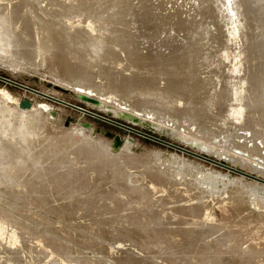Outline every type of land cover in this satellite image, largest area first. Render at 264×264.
I'll use <instances>...</instances> for the list:
<instances>
[{
  "label": "rangeland",
  "instance_id": "rangeland-1",
  "mask_svg": "<svg viewBox=\"0 0 264 264\" xmlns=\"http://www.w3.org/2000/svg\"><path fill=\"white\" fill-rule=\"evenodd\" d=\"M3 1L9 3L10 0ZM11 1V4L22 2L21 4L25 7L27 4L24 0ZM82 2L83 9L85 8L93 18L97 0H82ZM38 13L41 14V11L38 10ZM107 19L109 18L104 15V22L93 24L97 31H101H98L100 32L99 42L109 40L115 31L108 23L110 19L108 21ZM64 21L66 20H61L63 24H65ZM66 23L68 27L79 26L78 23H74L75 26L73 23L67 21ZM68 29L67 31L71 30ZM11 63L18 64L13 61ZM13 64L9 63L8 56L0 52V109L7 108L8 112H13L21 107L20 103L25 99L29 102V107H26L29 114L34 116L37 109L42 110L43 119L40 125L42 129L39 130L38 135L43 133L34 136L33 141L51 138L52 148L56 150L55 155L50 158L49 150H43V146L36 148L40 152L43 150L40 154V156L43 155L42 158L48 153L49 158H45L47 160H43L44 165H42L47 167V163L48 167L52 168L53 166L49 164L52 165L56 162L55 160L61 161L62 165H58L59 168H53L59 171V173L56 170L53 171V174L57 173V178L60 172L64 173V169L70 172L68 176L66 171L63 174L67 179L63 177L58 180L55 174L52 175V169L50 173L53 179L46 173L45 183L42 182L44 178L41 177H37L38 181L35 180L34 176L37 173L33 174L34 179L31 177L33 180L31 179L28 186L31 183V187L41 194V197L35 198L30 193L28 195V192L25 194L26 191L16 181L0 178V216L6 223H14L20 229L18 231L23 238L32 236L31 238L42 239L44 246L54 247V253L65 257V261H69L70 257L73 260L74 255H77L74 258H78L73 262L78 264H130L131 262V264H221L220 262L222 264H264V258L260 260L255 255L254 259V254L250 255L253 259L251 261L245 250L249 249V246L250 249L258 248V238L264 240V221L258 220L260 215L264 216V187L258 182L264 181V167L261 163H255L229 149L165 126L145 116H135L116 106H110L107 103L98 106L88 104L74 89L46 77L37 76L30 71L36 70L62 80V72L51 55H45L41 65L35 69L31 67L29 69L26 65L24 66L29 70L19 68ZM12 120L8 118L9 122ZM2 135V140L10 139L5 134ZM68 135L72 137L68 138ZM40 136L44 138L39 139ZM116 138L120 141L117 147L114 146ZM8 140L4 139L5 142H9V147L15 143L18 147H25L18 138L19 143ZM73 177L77 179V183ZM55 178L57 181L54 180ZM78 179L82 180L81 183ZM72 181H74L73 184ZM215 181L219 183L217 190H214ZM41 186L42 189H40ZM156 186L161 189L159 193L154 191ZM18 191L19 196H17ZM3 192L6 194L5 197ZM186 198L198 202L199 205H193V207L201 209L202 212L199 214L206 219L204 222L207 227L214 225L215 229L209 226L207 230L202 225L203 228L200 229L198 224L193 225L192 222L196 221L194 214L189 216L184 212L187 217L185 214L182 217L183 210L190 211L185 209L189 205ZM31 201H34V204H31ZM259 201L263 203L257 204ZM7 205L8 208H5ZM159 205L162 207L165 205L166 207H163L165 211L159 210ZM172 206L175 207L174 211L179 218L176 216L174 219L171 218L175 215L174 212H170L169 207L172 208ZM182 206L184 209H181ZM178 207L179 212H177ZM155 208L164 211V213L160 212L163 216H159L160 213H157L159 211ZM62 209L69 210L71 213ZM152 209L155 210L151 212ZM166 211L173 215L168 216ZM188 216L189 220L193 217L192 222H189L191 227L188 225ZM230 217L239 218L247 224L238 225L232 222ZM161 219L165 220L164 223L160 221ZM228 219L230 223L226 222ZM32 220L34 221L31 222ZM197 226L198 229H195ZM216 227L219 230H216ZM211 229L220 234H213ZM193 230H199V233L196 231L198 234H194ZM201 230L207 231V234L201 233ZM209 230L213 236L217 235L218 239L222 238V232L225 233L226 244L219 243L217 236L216 238L214 236L216 240L213 239ZM173 231L175 236L171 234ZM199 235H202V238ZM246 240L251 241L247 247H245ZM194 242L197 243L194 244ZM263 242L260 241V248L264 247ZM235 245L237 247L233 248ZM2 247L3 245L0 246V251ZM202 247L207 250H203ZM61 249L65 250L64 254ZM244 250L248 258L242 252ZM37 252L34 249L27 252L28 255L30 254L27 258L33 264L35 261L44 259L43 254L40 258L35 256ZM240 254L244 257L242 258ZM17 255L15 264L16 262L17 264L28 263V260L26 261L20 254ZM233 256H237L238 259ZM51 260L47 264H58L54 261L55 259Z\"/></svg>",
  "mask_w": 264,
  "mask_h": 264
},
{
  "label": "water",
  "instance_id": "water-1",
  "mask_svg": "<svg viewBox=\"0 0 264 264\" xmlns=\"http://www.w3.org/2000/svg\"><path fill=\"white\" fill-rule=\"evenodd\" d=\"M104 15L87 90L30 71L264 164V0H97Z\"/></svg>",
  "mask_w": 264,
  "mask_h": 264
},
{
  "label": "bare ground",
  "instance_id": "bare-ground-1",
  "mask_svg": "<svg viewBox=\"0 0 264 264\" xmlns=\"http://www.w3.org/2000/svg\"><path fill=\"white\" fill-rule=\"evenodd\" d=\"M10 1L8 3L6 1L0 0V52L9 57V63L10 64H13V63H11L12 61L13 62H18V64L21 63L23 66L26 65V66H28V68L31 67V68H34L35 69L36 67H38V66L41 65L42 58L45 57V55H48V56L51 55V57L53 56V59H55V62L57 63L58 68L62 72V80L64 82L71 83V84H76L77 86H80V87L85 88L84 90H87L86 88L89 87L88 86V83L90 82V75H89V73L92 71L93 67L95 66L94 65L95 64V61H96L97 57L100 55V53L102 52V50H101L100 43H99V39H98L100 35H98L99 33H97V34L94 33V35H93V32H95V30H96V28H95L96 26L95 25L93 26L94 20L89 15L88 11L85 10V8L83 9V6H82L83 5V2H82V0H24V1H27L26 2L27 3L26 4V7H25V5H22L21 4L22 2H19L17 4H14V3L11 4ZM16 1H18V0H16ZM11 2H13V1H11ZM38 10L41 11V14L38 13ZM61 20H66L68 23H73L74 26H75L74 23H78L79 26H77V27H73V26L68 27V25H65V24H67L66 21H64L65 24H63L61 22ZM108 20L109 19H107V21ZM68 28H70L71 30L70 31H67V30H69ZM13 65H15V64H13ZM17 67H19V66H17ZM19 68H21V67H19ZM78 94H80L81 98H83L86 102H88V104H91L92 106H98V105H100L102 103H105L104 101L99 100L98 98L95 99L94 101H90L88 99V98H90L89 96L84 95L81 92H79ZM116 107H118V106H116ZM27 109L28 108L22 107V106L19 109H17V110L15 109L13 112H11V111L8 112L9 110L7 108L0 109V178H2V179L5 178L8 181H16L17 183H19L21 185V188H23L26 191L25 194L28 192V195L30 193V194L34 195V198H35L36 196H40L41 197V194H39V191L36 192V189L35 188L31 187V183H30V186H28L29 185L28 183L31 182V179L33 178V174H36L37 173L34 176L36 178L35 180L39 179L37 177L44 178V176H46L47 174H50L49 176L52 178L53 176H51V173H52V175H54L55 172L53 174V171L56 170V169H53V168L54 167L55 168H59L60 166H58V165H60V164L62 165V162L61 161H57V160H55L53 158L56 162H53L52 161L53 162L52 165L49 164V166H53L52 168L51 167H48V164L47 163H46V165L50 169H48L47 167H44L43 166L44 165L43 164V162H44L43 160H47L45 158H47L50 155V153H51L50 158H52V155H55L54 153L56 152V150H54L52 148V139L51 138L50 139H47V140L42 139V140H39V141H36V142L33 141V137L34 136H37L39 130L42 129L40 127V125H41V122H42V119H43V112H42V110L37 109L36 115L33 116V115L29 114V112L27 111ZM127 109H129V108H127ZM133 113L136 116L135 111H133ZM238 114H241V113L239 112ZM9 117L13 119L12 122H9L8 121V118ZM41 133H43V132H41ZM2 134H5L6 137L7 138H10L9 140H11L12 142L17 141V138L20 139L21 140V143L23 142L25 144V147L24 146L18 147V145H16V143H15L14 145H11L12 147H14L16 145L15 146L16 148L14 147V149L12 150V147H9L8 146V143L9 142L8 143L5 142L8 139L4 138L5 141H4V139L3 140L1 139V137L3 136ZM7 134H8V136H7ZM71 137H72L71 135H68V138H71ZM37 138H39V137H37ZM41 138H44V137H41L40 136L39 139H41ZM20 140H18V141H20ZM43 140H45V141H43ZM119 142H120L119 141V138H116L114 140V146L117 147L119 145ZM45 145L48 146V147H46ZM38 146L39 147H42L43 146V150L46 151V149H47V150H49L48 153L49 152L50 153L49 154L46 153L45 154L46 156L42 158L43 155L40 156V154H41V152L43 150H42V148H41V150H42L41 152H40V150H36V148ZM237 147H239L242 150H246L250 154L258 155V148L256 146L255 147H251L249 149H245L241 145H239ZM33 151H36V152H33ZM47 154H48V156H47ZM246 159H249V158H246ZM51 160H50V162H51ZM48 163H49V160H48ZM255 163H258V162H255ZM261 165H263V167H264V164H261ZM41 166H43V167H42L41 170H39ZM61 167H65V166H61ZM60 169H62V168H60ZM51 170H52V172H51ZM28 171L30 172L29 174L26 173ZM63 171L65 173L66 169H64ZM56 172H57V170H56ZM68 172H69V170H68ZM68 172L66 173L67 176L69 175ZM57 173H59V171ZM57 173L54 175L55 177L57 176ZM64 173L61 174V172H60V174H61L62 177L60 176V174H58L59 177L58 178L56 177V178L58 180L60 178L62 179L65 176V175H63ZM65 177H64V179H67ZM51 178H48V180L51 179ZM56 178L54 180H56ZM71 178H70V180H71ZM73 178L75 179V177H73ZM41 180H43V179H41ZM51 180L49 182H51ZM75 180H76L75 183H77V179H75ZM78 180L81 183L82 180H80V179H78ZM46 181H47V178H46ZM2 182H3V180H2ZM42 182L45 183V178H44V180ZM73 182L74 181H72L71 183L73 184ZM258 182H260L261 185L264 187V181L263 182L262 181H258ZM32 183H33V181H32ZM35 183H37V182L35 181ZM35 183H34V185H35ZM83 183H85V182H83ZM10 184H12V182H10ZM218 184L219 183H217L215 181L214 190H217L218 189ZM38 185L40 186V184H38ZM75 185H77V184H75ZM49 186H51V185H49ZM78 186H80V185L78 184ZM5 188H7V187H5ZM5 188H4V191L6 190ZM81 188H82V186H81ZM40 189H42V186H41ZM53 190H55V189H53ZM160 190H161L160 187H158V186L154 187V191H156L157 193H159ZM7 191H9V190L7 189ZM50 192H52V191L50 190ZM19 193L20 192L18 191V195L17 194L16 195L19 196ZM44 193H48V192L45 191ZM65 193H64V195H65ZM3 194H4V197H5L6 194L4 192H3ZM8 194H9V192H8ZM47 195H49V194H47ZM164 197H166V196H164ZM13 198H14V196H13ZM17 198H19V197H17ZM34 198H32V200ZM36 199H38V198H36ZM186 199H188V204L189 205L187 207L186 206H184V207H186L185 209H187L188 211L190 210V211L187 212L186 210H183V213H181V212L180 213L183 214L182 217L185 214L184 212H186L187 215H189V216H193V214H194V219H196V221H193L192 222V218L193 217H190L191 220H189V216H188V218H187L188 225L191 224V223L189 224V222L191 221L193 225H197L198 224V226H200V229H201L202 226L204 227V229H207L209 226L211 228L212 225H209L207 227L206 223L204 222L206 219H204V218H202L200 216L199 212H202V210L193 207V205H195V206L197 205L198 206L199 205L198 202L193 201V200H189V198H186ZM11 200H12V198H11ZM183 200H185V199H183ZM34 201H36V200H34ZM34 201L33 202L31 201L30 203L31 204H34ZM184 202H186V201H184ZM258 203L261 204L263 202L259 201V202H257V204ZM4 204H5V202H4ZM160 204H162V203H160ZM168 204H170V203H168ZM168 204L166 206H168ZM175 205H177V204H175ZM164 206L165 205H163V207ZM177 206H179V205H177ZM161 207L162 206H160L158 209L159 210H164L165 209V208L163 209V207L161 209ZM179 207H181V206H179ZM179 207L177 209L178 210L177 212H179V209H180ZM5 208H8V205ZM61 208H63V206H61ZM169 208H170V212H174L175 215H173L172 213L169 214V212H168L169 209L168 208H166L168 211H166L165 213H167L168 216H170V215L172 216L173 215L174 217H171V218L174 219L175 216H176V211H174V208L175 207L172 206L173 209L171 207H169ZM155 209L158 210L157 208H155ZM155 209H152L151 212H153V210H155ZM181 209H184L183 206H182ZM64 210H66V209H64ZM69 210H71V209H69ZM69 210H66V211H69ZM191 210H192V213H190ZM164 211L163 212L162 211H159V212L156 211V212L157 213H160V212L164 213ZM32 212H34V211H32ZM151 212H150V214H151ZM156 212H155V214H156ZM59 213H60V211H59ZM62 213H64V212H62ZM162 213H160V214H162ZM180 213H178V214H180ZM155 214H154V216H155ZM160 214H158V215L159 216H163V214L162 215H160ZM196 214H199V215L195 216ZM33 215H34V213H33ZM37 215H39V214H37ZM151 215H153V214H151ZM185 216H186V214H185ZM166 217H164V218H166ZM176 217L179 218L178 215ZM27 218H29V217H27ZM37 218H38V216H37ZM156 218H158V216H156ZM177 218H176V220H178ZM230 218H231V221L232 222H234V223H236L238 225L245 226L247 224L246 221H242L239 218H234V219L232 217H230ZM162 219L160 221L164 223L165 220L162 221ZM43 220H44V218H43ZM184 220H186L185 217H184ZM258 220L259 221H264V216L260 215L258 217ZM16 221L17 220H15V222ZM33 221L34 220H32L31 222H33ZM41 221L42 220H40V222ZM170 221H172V220H170ZM231 221L228 219L226 222H229L230 223ZM167 222H169V221H167ZM184 223H185V221H184ZM204 223H205L206 227L204 226ZM39 225H41V224H39ZM175 225H176V221H175ZM198 226L195 229H198ZM189 227H191V225ZM192 227H193L192 229H194V226H192ZM186 228H187V225H186ZM212 228L215 229L214 225L212 226ZM175 229H177V228H175ZM217 229L218 228L216 227V230ZM18 230H20V229H18L14 225V223H11V224L10 223H6L4 221V219L0 216V246L3 245L2 250L0 251V264H13V263L15 264L16 257L18 256L17 254H20V256L24 257L26 259V261L28 260L27 261L28 262L27 264H33V263H31L32 261L27 258V256H30V254L28 255L27 252L31 251L32 249L38 251L35 254V256H37L38 258H40V256L43 254L42 256L44 258L41 261H35L34 264H47L51 259H55L54 261L58 262V264H78L77 262L76 263L73 262V260H75V259L78 258V257L77 258H74L77 255H74V257L72 256L73 257V260L70 259L71 258L70 257L69 258V261H65L64 260L65 257L63 258V257H61V255L59 256L56 253H54V250H53V249H55L54 247L44 246V244H42V242H41L42 239L39 240V239L31 238L32 236H30V235H29L30 238H27V237L26 238H23V235L22 234H19V231ZM177 230H176V232H177ZM174 231L171 234H173L175 236ZM193 231H195V230H193ZM196 231L199 233V230H196ZM196 231L194 232V234L195 233L198 234ZM213 231L214 230H212V232ZM206 232H204V231L202 232V230H201V233H204L205 234ZM209 232H210V230H209ZM212 232H210L211 234L209 233L212 236H213V234H216V233L218 234L219 233L218 231H216V232H213V234H212ZM27 233H29V232H27ZM191 233H192V231H191ZM191 233H189V234H191ZM228 233H231V232H228ZM221 234H222L221 235V237H222L221 239H218V236L217 235H214V236H215V238L217 236L216 239H217L218 242L220 240L219 243H221V244H224L225 243L226 244V242L224 241L225 238H226V234L223 233V232ZM210 235H207V236H210ZM242 235H244V233ZM199 236H200V238H202V235H199ZM214 236L212 237L213 239H215ZM203 237H205V236L203 235ZM60 238H62V237H60ZM219 238H220V236H219ZM29 240H30V242H29ZM252 240L255 241L254 239H252ZM26 241H27V244H26ZM253 241H252V244H253ZM260 241H264V240H261V239L258 238V248L255 247V249L254 248H251L250 249V246H249V249L248 248L245 249V250H247L246 253H247V255L249 254L248 256H249L250 259L252 258V256L250 257V255H253V254H254L253 257L255 255H257L258 256V259H260V260H261V258H264V249H263L264 247L263 248H260V246H259L260 245ZM181 243L182 242H180V244ZM195 243H197V242H194V244ZM248 243H251V241L250 240L247 241L246 244L244 242V244L246 246L244 244H242V245H244L245 247H247V245H250ZM254 243H256V242H254ZM45 244H46V242H45ZM263 244H264V242H263ZM48 245H49V243H48ZM173 245H175V244H173ZM192 247H193V245H192ZM235 247H237V246L236 245L233 246V248H235ZM59 248H61V247H59ZM202 248H204V247H202ZM203 250H207V248L206 249L204 248ZM241 250H243L242 247H241ZM245 250L242 251V252L245 253ZM61 251H63L62 253L64 254L65 250L64 249H61ZM212 251H214V250H212ZM192 252H194V251H192ZM233 252H234V250H233ZM246 253H245V255H246ZM63 254H62V256H63ZM150 255H152V254H150ZM247 255L245 257H247ZM66 256H68V255L66 254ZM213 256H215V254ZM240 256L242 258L244 257V255L242 256L241 254H240ZM240 256H239V258H240ZM233 257H236L237 258V256H233ZM254 259H255V257H254ZM70 260H72V261L70 262ZM252 260L253 259H251V261ZM256 260H257V257H256ZM212 261H214V260H212ZM220 263L222 264V262H220ZM16 264H17V262H16Z\"/></svg>",
  "mask_w": 264,
  "mask_h": 264
}]
</instances>
